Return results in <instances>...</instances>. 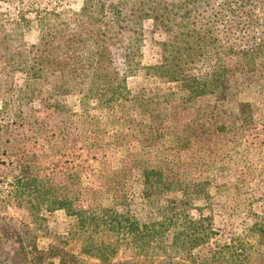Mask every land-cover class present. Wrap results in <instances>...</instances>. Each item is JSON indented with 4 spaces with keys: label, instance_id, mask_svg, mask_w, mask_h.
<instances>
[{
    "label": "trees",
    "instance_id": "16d2710c",
    "mask_svg": "<svg viewBox=\"0 0 264 264\" xmlns=\"http://www.w3.org/2000/svg\"><path fill=\"white\" fill-rule=\"evenodd\" d=\"M5 1L0 0V79L21 72L25 82L10 98L11 114L0 131L11 136L15 126L34 125L30 141L38 145L44 140L49 157L84 142L92 159L102 164V176L117 185L128 180L137 184L148 214L140 220L130 212L124 188L107 192L105 201L89 198V207L80 208L77 176L68 190L65 171L40 175L31 155H10L8 146H0V155L13 157L1 161L4 197L34 208L63 209L75 217L69 234L83 239L80 253L96 261L91 264H264V210L246 216L251 222L244 231L251 243L235 231L223 237L214 224L210 188L194 177L192 163H182L177 155L201 130L181 122L173 110L151 116L148 125L139 122L126 84L142 58V22L152 19L168 35L161 62L152 68L156 76L178 82L190 94L180 96L183 102L213 92L223 97L224 56L239 55L249 66L264 57V0H80L78 10H58L57 0H18L15 13L4 7ZM205 11L214 17V33L200 25ZM205 61L209 68L199 69ZM37 87L42 103L55 113L53 125L34 118L27 106ZM250 106L238 104L242 122ZM116 115L126 116L127 124L153 128L157 138L176 135L180 141L168 148L173 151L169 157L142 140L133 157L127 127L110 123ZM2 139L8 144L11 137L4 140L0 132V145ZM118 153V167L110 168L107 158ZM56 255L58 264H87L73 253Z\"/></svg>",
    "mask_w": 264,
    "mask_h": 264
},
{
    "label": "rangeland",
    "instance_id": "374dc122",
    "mask_svg": "<svg viewBox=\"0 0 264 264\" xmlns=\"http://www.w3.org/2000/svg\"><path fill=\"white\" fill-rule=\"evenodd\" d=\"M56 4L58 10H78L81 1L57 0ZM4 7L15 13L20 6L18 0H6ZM211 11L203 13L200 25L214 33V17L206 14ZM142 28V58L137 69L126 80L135 115L142 118L137 120L148 125L152 123L151 116L157 118L155 115L159 112L164 115L165 110H173L181 122L188 123L192 129L201 130L200 137L184 146V149L176 151L177 155L182 163H192L188 169L197 180L204 181L210 188L214 224L220 228L222 236L235 231L247 243H251V235L244 231L245 226L251 222L246 216L250 212L256 211L258 214L264 210V57L257 58L254 65L249 66L239 55L224 56L222 60L227 85L224 96L217 98L213 92L183 102L180 96L184 94L189 97L190 94L180 88L178 82H169L166 78L156 76L152 69L161 62L162 42L168 35L154 26L152 19H145ZM218 28L223 27L218 25ZM31 38V35H27V40ZM209 47L213 60V50L211 45ZM198 67L202 70L209 68L206 61ZM187 68L191 69L190 66ZM24 82V74L21 72H15L11 79H0L1 126L7 123L11 114L10 98L16 96ZM39 88H36L27 106L32 109L30 112L34 118L53 125L56 123L55 113L42 103L37 92ZM178 102L182 106L178 107ZM242 102L251 105L247 109L250 115L244 122L238 112V104ZM155 121L156 125L158 120ZM110 123L119 128L127 127L133 157L138 156L142 140L154 144L153 152L160 150L164 154L168 153L169 157L173 151L168 148L177 146L180 141L176 135L157 138L153 128L141 127L137 123L127 124L126 116L116 115ZM35 130L34 125L15 126L11 136L10 131L1 130L4 140L8 136L11 140L7 144L2 139L0 146H8L10 155L17 152L31 155L33 165L39 168L40 175H55L58 170L65 171L64 176L69 177L65 182L68 190L73 188L70 182H75L77 176L81 190L78 207H89V198L97 196L103 197L105 201L107 192L124 188L123 194L128 200L130 212L140 220L145 219L148 209L145 201L138 198L139 188L133 180L121 181L117 185L110 176H102V164L92 159V153L85 149L86 144L82 141L66 145L59 155L49 157V147L44 140L40 139L41 144L32 145L34 143L29 136H35ZM70 132H73V128H70ZM26 144L27 147L23 148ZM119 155L114 154V158L109 155L107 159L110 168L118 167ZM10 157L13 158L0 155L1 169L4 168L1 161L8 162ZM105 166L109 167L107 164ZM1 187L2 190L7 188ZM5 194L0 190V264H58L60 259L56 254L65 253L76 254L87 264L96 263L80 253L83 239L69 234L72 225L77 223L75 217L63 209L47 210L42 206L34 208L25 201L21 203L12 197L8 199L4 197ZM15 229L18 231L12 233ZM119 257L123 258L124 255Z\"/></svg>",
    "mask_w": 264,
    "mask_h": 264
}]
</instances>
